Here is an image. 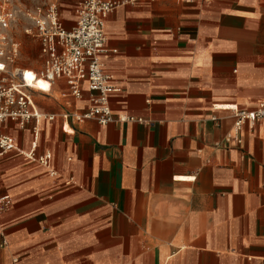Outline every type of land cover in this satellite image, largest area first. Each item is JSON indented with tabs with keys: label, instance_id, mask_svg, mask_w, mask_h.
Wrapping results in <instances>:
<instances>
[{
	"label": "crops",
	"instance_id": "crops-1",
	"mask_svg": "<svg viewBox=\"0 0 264 264\" xmlns=\"http://www.w3.org/2000/svg\"><path fill=\"white\" fill-rule=\"evenodd\" d=\"M105 29L112 111L136 120L65 119L87 83L30 89L55 118L0 121V264H264V120L223 141L264 102V0H141Z\"/></svg>",
	"mask_w": 264,
	"mask_h": 264
},
{
	"label": "built area",
	"instance_id": "built-area-1",
	"mask_svg": "<svg viewBox=\"0 0 264 264\" xmlns=\"http://www.w3.org/2000/svg\"><path fill=\"white\" fill-rule=\"evenodd\" d=\"M139 1L141 0H81L75 8L76 24L71 28L64 26L57 3L27 11L26 16L33 23L34 34L41 47L43 62L42 67L37 70L13 67L21 53L20 43L9 31L11 24L16 20V14L9 0H0V121H17L23 128L32 119H40L43 116L54 119L55 115L37 112L30 89L41 83L40 89L50 90L60 79L65 80L69 87L67 94L76 99L83 98V86L87 83L91 102L86 113H66L65 119H95L101 124L117 120H136L113 113L109 95L118 91V88L112 84V76L105 70L104 58L109 54L105 29L108 15L123 5ZM30 31L31 28L26 30ZM28 75L32 76L31 81L28 80ZM234 112L236 121L233 130L226 134L223 141L240 145L243 124L264 120V102L254 110L235 109ZM137 121L142 122L143 119ZM15 148L14 138L0 130V155ZM26 155L49 168L54 174L51 168V153L36 155L31 151ZM8 207V197L0 195V212Z\"/></svg>",
	"mask_w": 264,
	"mask_h": 264
},
{
	"label": "rangeland",
	"instance_id": "rangeland-1",
	"mask_svg": "<svg viewBox=\"0 0 264 264\" xmlns=\"http://www.w3.org/2000/svg\"><path fill=\"white\" fill-rule=\"evenodd\" d=\"M80 0H9L15 11L16 20L11 24L9 31L16 41L20 43V55L17 57L13 67H42L43 59L40 54V43L35 37L33 23L26 16V12L38 6H46L49 3H57L61 11V17H73L74 7ZM30 32L26 30L30 29Z\"/></svg>",
	"mask_w": 264,
	"mask_h": 264
},
{
	"label": "bare ground",
	"instance_id": "bare-ground-1",
	"mask_svg": "<svg viewBox=\"0 0 264 264\" xmlns=\"http://www.w3.org/2000/svg\"><path fill=\"white\" fill-rule=\"evenodd\" d=\"M27 78H28V80H30V81L32 80V76H31V75H28Z\"/></svg>",
	"mask_w": 264,
	"mask_h": 264
}]
</instances>
